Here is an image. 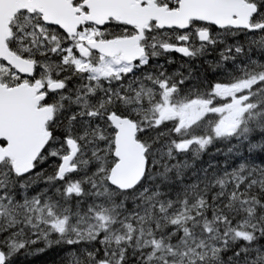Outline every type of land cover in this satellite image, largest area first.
<instances>
[{
	"label": "snow or ice",
	"instance_id": "obj_1",
	"mask_svg": "<svg viewBox=\"0 0 264 264\" xmlns=\"http://www.w3.org/2000/svg\"><path fill=\"white\" fill-rule=\"evenodd\" d=\"M0 264H264V0H0Z\"/></svg>",
	"mask_w": 264,
	"mask_h": 264
}]
</instances>
